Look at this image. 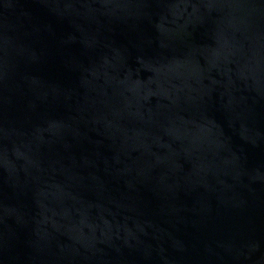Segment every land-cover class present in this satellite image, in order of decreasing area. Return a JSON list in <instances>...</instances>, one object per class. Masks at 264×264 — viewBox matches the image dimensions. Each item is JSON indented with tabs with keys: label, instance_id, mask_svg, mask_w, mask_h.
I'll use <instances>...</instances> for the list:
<instances>
[{
	"label": "water",
	"instance_id": "water-1",
	"mask_svg": "<svg viewBox=\"0 0 264 264\" xmlns=\"http://www.w3.org/2000/svg\"><path fill=\"white\" fill-rule=\"evenodd\" d=\"M0 264H264V0H0Z\"/></svg>",
	"mask_w": 264,
	"mask_h": 264
}]
</instances>
